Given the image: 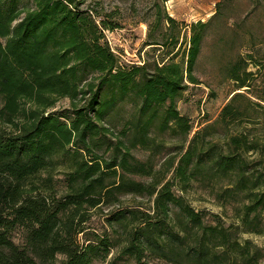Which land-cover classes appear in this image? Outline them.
I'll list each match as a JSON object with an SVG mask.
<instances>
[{"label":"trees","instance_id":"trees-1","mask_svg":"<svg viewBox=\"0 0 264 264\" xmlns=\"http://www.w3.org/2000/svg\"><path fill=\"white\" fill-rule=\"evenodd\" d=\"M21 1L0 0V264H126V257L146 264V253L174 264H257V253L251 255L226 228L206 225L203 214L174 190V179L184 191L197 174L208 177L215 170L249 200L246 217L264 205V172L256 174L242 157L260 146L258 141L228 135L225 149L220 141L207 140L217 124L239 116L232 102L214 121V115H204L205 125L187 148L159 172L136 159L123 141L109 158L92 149L97 136L110 133L102 123L110 108L131 93L142 99L144 113L169 102L161 128L189 137L192 125L180 114L177 98L185 78L198 81L193 70L206 24L192 26L186 63L170 60L149 73L146 66L120 65L104 41L103 31L112 27L98 22L85 7L88 0H31V8H22ZM64 97L73 103L72 116L49 111ZM142 129L132 146L150 148ZM56 172L65 176L63 189ZM169 172L173 179L159 180L158 173ZM126 195H146L153 204L146 210L121 206ZM116 204L106 223L118 226L124 239L92 231V210Z\"/></svg>","mask_w":264,"mask_h":264},{"label":"rangeland","instance_id":"rangeland-1","mask_svg":"<svg viewBox=\"0 0 264 264\" xmlns=\"http://www.w3.org/2000/svg\"><path fill=\"white\" fill-rule=\"evenodd\" d=\"M21 7L31 8L34 4L31 0H22ZM85 7L94 10L98 22L104 20L112 27L103 31L104 41L116 54L120 65L124 68L146 66L149 73L155 65L170 60L186 63L192 26L198 22L206 24L193 70L198 81L192 83L185 78L186 88L177 98L180 114L192 125L189 137L161 128L162 115L169 102L154 106L151 114L144 113L142 99L131 93L118 100L105 116L102 123L110 128V133L94 139V153L109 158L114 145L123 141L131 147L136 159L151 164L154 171L159 172L168 158L178 159L180 152L187 148L188 141L205 125L201 124L204 115H214L211 120L214 121L223 106L232 102L239 116L232 120L227 118V125L217 124L215 134L207 140H218L225 149L228 135L243 134L246 140H257L260 146L243 152L242 157L256 174L264 172V0H88ZM235 78L240 80L237 82ZM242 81L247 86L239 87ZM235 88L239 89L228 95ZM234 94L236 98L232 101ZM107 96L110 97L109 92ZM72 109L73 103L64 97L49 111L72 116ZM144 126V132L151 138L150 148L139 143L132 146ZM243 150L242 147L241 152ZM214 173L215 170H210L206 177L200 172L196 175L198 180L184 191L174 179V190L203 214L206 225L226 228L234 240L249 246L251 255L257 253L254 260L257 264H264V205L246 217L244 205L249 200L244 193L234 190L230 177ZM157 176L167 181L173 179V172ZM64 177L61 172L55 174L60 189L64 187ZM132 177L142 182L152 180L140 175ZM122 199L121 206L125 207L140 206L146 210L153 204V199L146 195H126ZM118 207L116 204L92 210L88 223L91 230L124 239L118 226L113 228L106 223V214ZM84 238L81 234L82 241ZM118 251V247L113 249L108 260ZM124 261L135 263L131 257ZM144 261L146 264H174L151 253L145 254ZM94 264L106 263L96 261Z\"/></svg>","mask_w":264,"mask_h":264}]
</instances>
